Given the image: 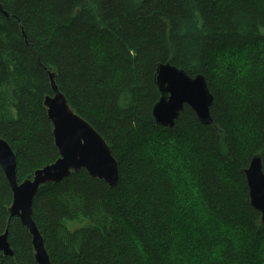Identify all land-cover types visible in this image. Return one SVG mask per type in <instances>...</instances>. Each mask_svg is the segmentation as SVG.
<instances>
[{
  "label": "trees",
  "instance_id": "1",
  "mask_svg": "<svg viewBox=\"0 0 264 264\" xmlns=\"http://www.w3.org/2000/svg\"><path fill=\"white\" fill-rule=\"evenodd\" d=\"M0 4V137L18 182L59 156L42 103L50 71L118 163L114 188L85 170L39 187L32 219L51 264H264L244 176L256 153L264 171V0ZM165 62L205 77L210 125L187 105L174 127L155 123ZM181 194L194 198L186 209ZM11 201L0 166V233ZM8 242L14 255L0 264H36L16 217Z\"/></svg>",
  "mask_w": 264,
  "mask_h": 264
},
{
  "label": "water",
  "instance_id": "2",
  "mask_svg": "<svg viewBox=\"0 0 264 264\" xmlns=\"http://www.w3.org/2000/svg\"><path fill=\"white\" fill-rule=\"evenodd\" d=\"M0 11L7 16L6 11ZM55 71L49 72L51 94L43 98V106L52 125L54 144L58 158L36 169L31 178L18 182L16 156L9 144L0 137V166L9 182L12 201L8 207L6 227L0 233V254L14 255L8 242V225L16 217L30 235L36 264H51L44 245V239L32 219V203L40 186L58 183L71 173L85 170L93 178L104 180L114 188L119 179L118 163L111 153L107 141L83 117L69 106L64 94L55 82ZM153 83L159 93L152 107L155 123L172 128L184 106L190 107L203 125L213 122L210 107L213 94L202 74L188 75L182 68L168 62L158 63ZM249 203L260 214V224L264 226V171L259 153L251 156L244 169Z\"/></svg>",
  "mask_w": 264,
  "mask_h": 264
},
{
  "label": "rangeland",
  "instance_id": "3",
  "mask_svg": "<svg viewBox=\"0 0 264 264\" xmlns=\"http://www.w3.org/2000/svg\"><path fill=\"white\" fill-rule=\"evenodd\" d=\"M185 190H186V192H187V187L185 188ZM180 198H181V199L179 200V203H180L181 206L184 207L185 209L188 208V206L192 204V203H189V198H190L191 200L194 199V198H192L190 195H189V198H187V197L185 198L184 195H182V194H181ZM179 206H180V205H179ZM181 206H180V207H181ZM202 224H203V225H204V224H208V225H209V223H207V222H202ZM181 246H182V243H181ZM187 255H188V253L183 254L184 257H187Z\"/></svg>",
  "mask_w": 264,
  "mask_h": 264
}]
</instances>
